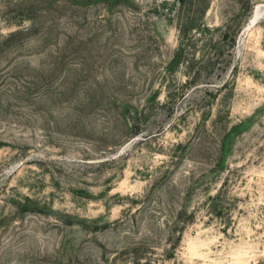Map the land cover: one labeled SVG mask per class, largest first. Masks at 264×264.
<instances>
[{
	"label": "rangeland",
	"instance_id": "1",
	"mask_svg": "<svg viewBox=\"0 0 264 264\" xmlns=\"http://www.w3.org/2000/svg\"><path fill=\"white\" fill-rule=\"evenodd\" d=\"M257 4L0 0V264H264Z\"/></svg>",
	"mask_w": 264,
	"mask_h": 264
},
{
	"label": "bare ground",
	"instance_id": "2",
	"mask_svg": "<svg viewBox=\"0 0 264 264\" xmlns=\"http://www.w3.org/2000/svg\"><path fill=\"white\" fill-rule=\"evenodd\" d=\"M264 16V5L263 4H257L253 7L251 15L248 19V23L244 25V33L249 30L254 24L258 22V20Z\"/></svg>",
	"mask_w": 264,
	"mask_h": 264
}]
</instances>
